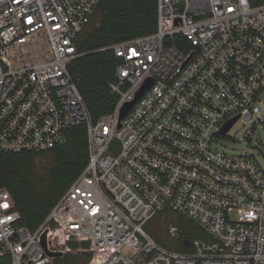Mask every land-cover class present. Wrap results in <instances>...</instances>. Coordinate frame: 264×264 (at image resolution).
Here are the masks:
<instances>
[{
  "label": "built area",
  "instance_id": "obj_1",
  "mask_svg": "<svg viewBox=\"0 0 264 264\" xmlns=\"http://www.w3.org/2000/svg\"><path fill=\"white\" fill-rule=\"evenodd\" d=\"M101 1L0 0V154H43L79 125L88 149L84 169L35 230L0 186V258L52 264L45 231L47 249L62 256L71 242L108 250L94 264H264V169L218 145L236 116L232 124L253 116L264 124V3L157 0L156 31L102 49L118 58L109 85L117 100L93 122L69 65ZM166 212L205 236L189 249L162 245L144 227ZM168 231L178 239L177 226Z\"/></svg>",
  "mask_w": 264,
  "mask_h": 264
},
{
  "label": "trees",
  "instance_id": "obj_2",
  "mask_svg": "<svg viewBox=\"0 0 264 264\" xmlns=\"http://www.w3.org/2000/svg\"><path fill=\"white\" fill-rule=\"evenodd\" d=\"M249 2L251 5H260L264 0ZM156 9L157 0H102L95 14V26L89 31L83 29L78 35L75 46L79 55L70 62L69 72L85 100L93 122L112 112L117 100L109 85L115 81L118 58L112 49H102L156 31ZM67 136L68 142L65 145L40 155L30 152L0 154V186L8 189L20 213V223L30 230H35L44 221L48 211L87 163L85 126L68 129ZM38 156L46 159L44 164L37 163ZM150 225L153 230L148 232L145 227ZM171 225L177 226L178 239L171 238L166 229L167 234L164 235L163 229ZM145 227V231L162 245L180 250L189 249V240L205 236L204 230L190 220L170 212L157 214ZM70 245L73 249L80 247L81 250H72V253L56 257L52 264H90V258L94 262L100 261L108 252L87 251V241L71 242ZM0 264H8V261L0 258Z\"/></svg>",
  "mask_w": 264,
  "mask_h": 264
},
{
  "label": "rangeland",
  "instance_id": "obj_3",
  "mask_svg": "<svg viewBox=\"0 0 264 264\" xmlns=\"http://www.w3.org/2000/svg\"><path fill=\"white\" fill-rule=\"evenodd\" d=\"M96 21H97V15L84 28V30H88V31L91 30L93 26H95ZM42 41H44L43 38L37 35L34 36L33 47L39 48V54L42 51V48H41ZM45 48H47L46 41H45ZM263 97H264V93H263ZM255 122H256L255 116H253L251 120H248L247 122H243L242 119H238L235 123L232 124L230 129L227 131L226 135L220 137L218 145L221 149L225 150L230 155L232 154L252 155L254 159L258 161V163L264 169V124H259V123L256 124ZM249 129L253 131V134L249 137H245V133ZM45 161L46 159H44L43 157H40V156L37 157V163L44 164ZM43 172L44 171H40V173H43ZM176 219L177 218H173V220H176ZM168 227L169 226L163 229L164 235L167 234ZM145 228L148 232H150L151 229L153 230L152 225H150L149 227L147 226ZM165 229L167 232L165 231ZM74 250L80 251L77 249H74ZM72 252L73 251H70V253ZM88 262H90V264L95 263L92 258H90Z\"/></svg>",
  "mask_w": 264,
  "mask_h": 264
},
{
  "label": "water",
  "instance_id": "obj_4",
  "mask_svg": "<svg viewBox=\"0 0 264 264\" xmlns=\"http://www.w3.org/2000/svg\"><path fill=\"white\" fill-rule=\"evenodd\" d=\"M151 79H148L145 84L135 93V97L133 100L129 101L128 103H126L125 105H123V107L120 109V117H122L124 115V113L129 109V107L135 102V100L140 97V95L142 94V92L145 90V88H147L150 83H151ZM237 117V116H236ZM236 117L232 118L229 122H227L226 124H224L220 130V133L223 134L225 133L232 125V122L236 119ZM45 231L41 234V245L44 249V251L48 254V255H51V256H54V257H60L62 256V252L60 251H51L49 249H47L46 247V235H45Z\"/></svg>",
  "mask_w": 264,
  "mask_h": 264
}]
</instances>
